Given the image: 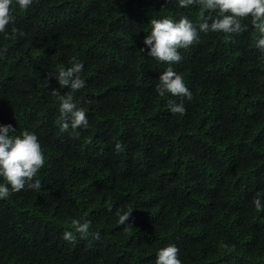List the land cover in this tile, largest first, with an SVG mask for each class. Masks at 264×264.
I'll use <instances>...</instances> for the list:
<instances>
[{
  "label": "trees",
  "instance_id": "trees-1",
  "mask_svg": "<svg viewBox=\"0 0 264 264\" xmlns=\"http://www.w3.org/2000/svg\"><path fill=\"white\" fill-rule=\"evenodd\" d=\"M206 14V13H205ZM24 36L0 33V124L37 133L41 189L0 200V264H155L167 244L182 264H264V58L249 29L200 33L171 66L192 92L173 114L155 86L169 66L147 55L150 19L201 8L170 0H33L14 8ZM83 62L74 94L89 127H60L52 72ZM122 145L119 152L115 144ZM264 202V201H262ZM131 207L125 225L116 211ZM73 218L86 239H62ZM99 233V238L96 237Z\"/></svg>",
  "mask_w": 264,
  "mask_h": 264
},
{
  "label": "clouds",
  "instance_id": "clouds-1",
  "mask_svg": "<svg viewBox=\"0 0 264 264\" xmlns=\"http://www.w3.org/2000/svg\"><path fill=\"white\" fill-rule=\"evenodd\" d=\"M179 8H188L198 4L201 8V22L197 26L186 15L178 19L161 16L150 19V31L143 43L147 55L158 62H168L169 66L160 72L155 86L156 92L163 96L166 92L179 97V102L170 101L169 111L173 114L185 111L184 100H192V92L184 82L183 76L171 66L173 62L182 60L180 49H187L199 39L200 33L223 32L225 38L230 39L231 34H239L249 29L242 20L250 19L251 28L256 33L255 46L264 58V0H170ZM33 0H0V33L6 31L11 25V34L24 36L18 29L12 15L14 8L27 10ZM206 13V14H205ZM84 64L75 56L68 60L67 66L60 64L52 76L58 81L61 88L68 91L63 95L59 90L53 89L51 95L58 96L60 127L62 131L71 129L70 135L79 136L80 129L89 127V119L83 107H78L74 94L85 87L86 81L82 78ZM115 151L119 152L122 145L115 144ZM45 165L44 152L34 131L24 129L16 133L11 123L0 124V200L10 197L12 193L21 190L41 189V181L34 179L38 171ZM264 197L259 195L253 198L257 211L264 210ZM134 209L131 207L119 208L116 211L118 222L131 228L127 221ZM91 221L86 218H73L72 229L62 233V239L73 242L76 235L86 239L89 235ZM99 238V233H96ZM155 264H182L179 258V248L175 244H167L155 252Z\"/></svg>",
  "mask_w": 264,
  "mask_h": 264
}]
</instances>
